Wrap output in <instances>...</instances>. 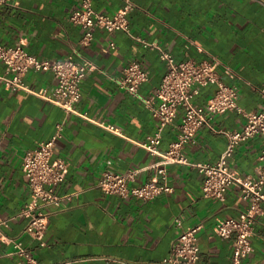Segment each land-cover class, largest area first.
<instances>
[{
    "label": "crops",
    "instance_id": "0c3cea01",
    "mask_svg": "<svg viewBox=\"0 0 264 264\" xmlns=\"http://www.w3.org/2000/svg\"><path fill=\"white\" fill-rule=\"evenodd\" d=\"M133 9L127 19L130 34L155 43L176 61H208L212 58L229 66L237 75L238 107L258 111L264 104V0H129ZM80 0H18L15 7L0 6V45L21 44L40 60L56 61L67 56L85 59L93 66L81 82V97L75 114L64 112L48 100L27 91H9L0 84V264H21L13 253L19 243L37 264H161L172 241L182 228L199 227L196 239L198 264H231L233 237L221 240L213 233L216 219H236L248 206L239 187L232 184L223 201L205 198L202 176L190 165L166 167L170 193L152 200L119 197L103 193L97 181L104 171L124 174L136 171L133 185L157 180L158 159L141 147L152 136L158 120L143 106L165 72L156 49L145 47L123 31H93L90 43H80L83 30L68 17ZM125 0H92L93 9L112 16ZM113 43V47H110ZM138 62L148 79L132 97L116 85L122 68ZM225 83H232L222 77ZM23 82L31 89L52 88L51 72L29 71ZM215 85L199 88L194 97L203 105L215 92ZM105 120L117 133L96 122ZM182 111L161 134L158 149L165 152L177 134ZM63 123L52 159L67 162L64 180L53 188L61 197L42 241L28 236V219L20 215L29 202V188L22 173V156L48 139L55 125ZM244 117L228 111L214 117L220 131L240 129ZM261 137L240 142L226 159L230 170L242 177L256 176ZM227 141L220 132L205 127L183 147L191 163H214L226 152ZM264 192V187H263ZM255 217L245 264H264V203Z\"/></svg>",
    "mask_w": 264,
    "mask_h": 264
},
{
    "label": "built area",
    "instance_id": "2783aa9c",
    "mask_svg": "<svg viewBox=\"0 0 264 264\" xmlns=\"http://www.w3.org/2000/svg\"><path fill=\"white\" fill-rule=\"evenodd\" d=\"M2 5L15 7L18 0H0V6ZM132 9L130 1L125 0V4L112 16H106L93 9L92 0H80L79 7L68 17L72 24L83 30L81 44L91 42L95 29L108 33L123 31L145 47L156 49L165 67L160 84L142 99L145 109L158 120L155 133L141 143L143 149L158 159L155 165L157 180L151 179L141 185H133L136 171L124 174L104 171L97 181V187L106 194L152 200L161 194L171 192L166 171L170 164L190 165L196 168L202 176V195L214 201H223L227 188L232 184L236 185L241 191L242 198L248 201V206L236 219H216L212 229L221 240L233 237L231 264H245L243 260L252 251L250 237L255 217L261 212L260 205L264 203V104L255 112L241 110L237 105L239 96V87L235 82L237 75L219 60L212 58L202 62L176 61L171 54L160 49L155 43H147L131 35L127 16ZM110 47H113V43H110ZM92 69L91 63L85 59L75 60L72 56H67L50 62L30 55L21 44L0 45V84L4 89L27 91L50 101L65 115L76 113L75 105L81 97V82ZM29 71L51 72L55 80L54 86L50 89L45 87L31 89L23 82V77ZM222 77L228 78L232 83H225ZM147 79V72L138 62L132 61L122 68L115 82L121 91L137 98L139 87ZM207 85H215V92L203 105H196L194 97L199 88ZM260 92L264 96V89ZM178 110L182 111V115L177 126V134L169 143L167 150L160 152L158 145L162 131L173 122ZM234 110L244 117L243 126L231 131L217 130L213 125L214 117ZM81 116L90 119L85 114ZM93 122L108 131L118 132L114 125L105 120ZM202 127L212 132H220L226 138V152L214 163H191L182 152L185 144L192 142L195 133ZM62 131L63 123H56L54 132L48 139L40 141L34 149L25 151L22 156V173L28 183L30 199L20 215L28 219L24 232L37 241H42L48 219L54 214L45 208L49 205L59 207L61 201V197L54 193L53 188L64 180L67 162L63 159L53 160L52 154L55 142L61 137ZM254 136H260L262 143L257 158L256 176L242 177L228 168L226 159L232 155L240 142ZM8 221L9 219L0 221V229L7 227ZM174 225L180 228V232L172 241L169 254L161 264H198L199 248L195 234L199 227L182 228L179 218L174 219ZM12 243L13 253L24 259L21 264H37L25 248L17 242Z\"/></svg>",
    "mask_w": 264,
    "mask_h": 264
}]
</instances>
